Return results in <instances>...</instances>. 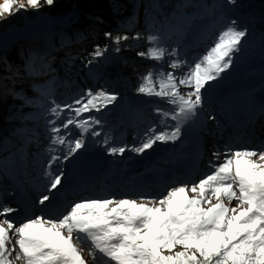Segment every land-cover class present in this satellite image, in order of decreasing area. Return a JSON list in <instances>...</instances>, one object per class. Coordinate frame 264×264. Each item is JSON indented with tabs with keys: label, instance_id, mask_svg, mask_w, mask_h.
<instances>
[{
	"label": "snow or ice",
	"instance_id": "snow-or-ice-1",
	"mask_svg": "<svg viewBox=\"0 0 264 264\" xmlns=\"http://www.w3.org/2000/svg\"><path fill=\"white\" fill-rule=\"evenodd\" d=\"M44 2L53 4V0ZM234 2L227 0L229 4ZM13 3L14 0H5L0 5V14L9 13ZM27 4L38 8L40 0H27ZM23 7L21 4L20 8ZM246 34V30L231 21L184 75L174 73L186 62L173 60L169 64L173 71L158 74L149 71L143 76L138 93L166 98L165 102L173 105V111L157 109V113L176 124L171 132L156 133L149 129L152 134L128 150L144 153L156 141L179 139L181 124L199 114L202 89L230 68ZM105 35L111 37V33ZM121 39L127 37H116L114 42L119 44ZM156 40L155 36L148 37L150 44ZM102 54L97 48L92 55L96 58ZM138 55L162 62L166 55L175 56L176 52L149 47L147 52ZM181 86L189 91L181 93ZM116 99V95L103 89L95 93L88 90L75 101L78 107L65 106L74 113L66 118L61 115L64 109L53 101L54 106L49 109V114L55 117L50 121L51 144L64 145L66 151L60 156L54 154L57 148H49L53 154L45 173L49 178L48 193L58 190L63 182V172H53V166L77 153L84 146L85 134L101 135L94 129L101 121L82 114L100 112ZM62 119L63 123L57 124ZM70 126L79 130V138H69ZM125 151V146L108 149L110 155H122ZM213 157L219 160L220 154L213 152ZM224 157L223 163L210 162L214 171L190 188L172 187L162 197L150 199L148 203L152 206L127 198L85 199L72 204L58 217L37 215L18 226L10 219L0 220V264H13L14 260L23 264H88L73 241L85 247L92 264H264V150L238 149L225 153ZM188 192L193 195L189 197ZM213 198L217 203H211ZM224 199L229 204L233 200L237 203L227 207ZM38 203L47 207L51 196L42 195ZM15 211L12 207L0 206V216L7 217ZM13 238L18 251L9 247ZM177 248L181 250L175 251Z\"/></svg>",
	"mask_w": 264,
	"mask_h": 264
},
{
	"label": "rangeland",
	"instance_id": "rangeland-1",
	"mask_svg": "<svg viewBox=\"0 0 264 264\" xmlns=\"http://www.w3.org/2000/svg\"><path fill=\"white\" fill-rule=\"evenodd\" d=\"M44 0H40V2ZM187 5H191L190 2ZM5 0H0V5H2ZM201 2V0H200ZM199 3V2H198ZM23 4L24 7L20 8V5ZM135 4L138 6L139 9L142 10L143 2L141 0H135ZM137 6H133L134 9L132 11V15L128 18L129 24L122 25L119 29L120 31H126L127 39H121V41H131L135 37L136 29L139 26L137 32L139 35L146 31L148 28L153 26L156 21V17H151L150 21H146L144 18L137 19L135 17V12L137 10ZM182 5H180L181 7ZM40 6H38L39 8ZM207 15L209 20L205 23L203 21L195 20L194 23L197 25L189 24L186 28L182 31H179L180 23L185 20V18L190 17L192 14L196 13L195 8H190L185 10V15L180 16L174 22L173 25L166 24L165 26H158L153 29L154 33L157 30L161 31V35L166 36V41L164 47H167L168 52H172L175 50L178 56H170L166 55L162 62H158V66L162 71H173L172 68L169 67V64L173 61H183L186 62L184 66L180 69L176 70L174 75L182 76L185 72L188 71L190 67H193L196 62L200 60V58L206 53V51L215 43L218 34L224 30L226 27L229 26L231 21L236 22V26L240 29H245L247 26H251L253 24L261 25L264 28V22H258L256 20H252L251 18L243 17L239 12L234 9L228 8L227 5L222 3L221 1L214 2L213 4L209 5ZM38 8H31L27 4V0H14L13 7L11 8L9 13L0 14V30H1V21L7 18H18L17 15L23 13L26 10H36ZM216 11H219V19L216 17ZM221 12V15H220ZM224 23V25L220 24ZM230 20V21H229ZM146 21V22H144ZM3 22H6L3 20ZM48 23L42 24L44 26ZM251 24V25H250ZM178 26L177 29L175 27ZM27 29L25 25L17 28V35L24 36L23 32ZM35 27H33L29 23V34L34 31ZM41 29V28H39ZM118 29V30H119ZM264 29L257 30V32H261ZM116 33L118 31H115ZM116 37H124L122 35L115 34ZM14 34L10 35L9 38L0 41V48H6L11 42L16 40ZM115 37V38H116ZM139 39V36L136 40ZM181 39L183 40L184 45L180 44L178 46V41ZM143 39H139L135 43H138L141 46H144ZM142 41V42H141ZM145 41V40H144ZM72 42H65L63 45V53L64 58L63 61L66 64H71V59L73 57L72 53L85 51V45H77L74 49H70V43ZM188 42V43H186ZM116 52L120 54V57H123L125 53L126 45L123 44H116ZM182 45V46H181ZM173 46V50L171 51V47ZM247 41L242 42L240 46L241 49H246L247 53H237L233 57V63L229 69L225 70L224 73L221 74L220 77L217 78L215 81L209 82L206 85L205 89H202L203 92V102L201 108L198 112H201L204 107H208L209 105H214L218 103L219 100H224L227 104L230 102V87L235 85H243L240 81H245V86L247 89H251L255 91L260 98L264 95V60H259V56L263 52V47L260 48L259 51H254L256 48ZM46 49L49 47H45ZM119 48V50H117ZM132 48H129V51ZM52 50V51H51ZM141 51V50H140ZM142 52V51H141ZM254 53V54H253ZM59 54L58 49H49L48 51L44 52L38 56L34 62L33 59H26L22 61V64L25 65L24 71L25 73L21 72L20 69H14V80L11 84L13 86L5 87L10 91L12 95L19 96L24 95V93L20 90V81L22 84L26 82H35L43 77L50 76L52 74H57L59 71H63L65 73V66L61 64V66L56 70H47L41 71V68L46 63H52L57 55ZM246 55H251V60L246 58ZM137 56H134L136 58ZM258 57V58H257ZM126 59H129L126 56ZM49 61V62H48ZM133 63H137L136 60H131ZM34 62L32 64H29ZM42 65V66H41ZM67 67V65H66ZM59 70V71H58ZM88 72V73H86ZM117 78L109 77L106 78V74H103V71L100 69L93 68H84L83 73L84 77L91 83L94 88H92V92H97L99 88H103L105 86L104 81L107 80L110 83H116L123 80L121 76L123 70L118 69ZM24 76V78L22 77ZM110 79V80H109ZM54 76H51L50 85L52 88L57 89L59 91L64 90L66 87V78L62 79L61 82L55 83ZM74 81V80H73ZM102 83V84H101ZM105 89L116 90L117 87L106 85ZM181 93H185L189 91V89L184 88L181 86L179 88ZM111 91H107V93L111 94ZM86 102V99L85 101ZM46 103H39L32 107L31 110H26L27 107L21 109L22 107L17 106L15 110H11L12 107L6 108V112L4 115H0V160L3 161H10L14 162L16 159L21 160V164L29 165V168L32 166L35 167L34 174H40L46 182H49V178L45 175V173L49 170V160L50 156L53 153L49 152L50 147L57 148V152L54 153L56 155L62 156L65 151L66 147L64 145H52L51 144V137L52 133L49 131L51 124L50 121L55 119V117L49 114V109L54 106L51 104L49 106H45ZM74 106L75 101L70 104ZM139 109H135L133 107H129V105H124V103L117 99L112 103L108 104L103 110L100 112L91 111L87 113H83V117L95 116L97 119L101 121L99 126H94L96 131H100L101 135L99 136H92L90 134H85L84 137V146L78 150L77 153L71 155L68 160L65 162L68 165L75 162L76 164L80 162V167L92 165L94 166V160H97V165L103 166L101 168L102 172H105L107 169L111 172L112 178H122V171L123 174L127 173L126 178L129 180V184L123 188V191L118 190L115 199H124L127 198L129 193L134 192L136 185L134 182L141 185L140 191L136 192L140 193L139 199L142 201L141 203L148 204L149 200L152 198H159V197H148L146 193H148V189L152 188L153 185L151 184V180L154 178H160V181L167 178V175L170 174L171 171L175 172V169H170L169 165L176 166L177 169H182L181 163H188L186 162V158L190 157L194 154V150L191 147V139L187 137V131L191 124V121L188 120L181 124V134L179 139H177L172 145H169L170 142H160L156 141L151 149L145 150L144 153H136L130 151L133 146H139L147 137V135H151L152 133L149 132V129H154L156 133L160 132H171L174 130V125L176 124L175 121H171L169 118H160V114L152 111L150 108L152 107H160L162 108H173V105L168 103L161 102L159 100L152 102L151 104L145 105L140 104ZM126 106V108H124ZM5 109V108H4ZM64 111L62 112V117L66 118L68 115H74V113H70L69 110L65 107L63 108ZM126 109H132L129 112V115L125 114ZM1 111V109H0ZM173 111V109H172ZM171 112V111H170ZM47 115L48 118H45ZM50 116V117H49ZM194 118V117H193ZM192 118V119H193ZM79 119V118H78ZM9 120V121H8ZM18 120H23V132L19 133V138L17 137L14 140H11L13 131L11 130L14 126L12 124L17 123ZM163 120L162 122H160ZM63 119L57 121V124H62ZM154 125H157L154 128ZM72 134L69 137L70 139L79 138V130L75 129L73 126ZM68 135L67 132L64 133ZM108 140V143H105V140ZM12 141L7 142L4 146L5 141ZM118 146H125L126 151L121 154L110 155L108 149L110 147H118ZM59 153V154H57ZM114 158V159H113ZM85 159V160H84ZM118 159V160H117ZM107 160H113L112 162L108 163ZM58 164L54 165L52 171L54 172V168ZM188 165V164H187ZM161 168L165 172H160ZM67 172L73 171L72 169H66ZM207 171V170H205ZM201 173V171L199 170ZM148 179H146V177ZM125 178V179H126ZM168 180V179H167ZM148 182V183H147ZM150 182V183H149ZM169 181H166V183ZM194 183H190L191 186ZM161 186V184H159ZM187 186L189 184H186ZM182 186V185H181ZM157 189V187H156ZM130 190V191H126ZM171 190V189H170ZM123 192V194H121ZM193 195V194H192ZM191 195V196H192ZM161 197V196H160ZM213 204V202L211 201ZM149 206V205H148ZM208 205H205L207 207ZM40 212H38V215ZM10 247H12L10 245ZM79 249V247H77ZM15 264V261H13Z\"/></svg>",
	"mask_w": 264,
	"mask_h": 264
},
{
	"label": "trees",
	"instance_id": "trees-1",
	"mask_svg": "<svg viewBox=\"0 0 264 264\" xmlns=\"http://www.w3.org/2000/svg\"><path fill=\"white\" fill-rule=\"evenodd\" d=\"M142 10L139 9L135 4V0H53L52 5H48L41 1L39 8L36 10H26L23 13L17 15L18 18H7L3 19L6 22L1 21L0 30V41L9 38L10 35L14 34L16 40L11 42L6 48L0 49V115H4L6 108L12 107L11 110H15L17 106L24 109L27 107V111L31 110L32 107L39 103H46L45 106L58 104L61 108H65L66 105L72 104L77 99L85 96L88 90L94 88L90 82L84 77V68H93L98 71L101 69L103 74H106V78L114 77L117 78L118 69L123 70L121 76L123 80L116 83H110L105 80L104 84L109 86L117 87L116 90L103 89L105 92L111 91V94L121 100L124 105H129L128 108L133 107L135 109L140 108V104H151L154 101L164 102L166 98L162 99L156 96H147L138 93V87L143 83L142 77L145 76L149 71L154 74H158L162 71L158 66V62L152 59H148L138 55V53L147 52L149 47L165 48L166 36L161 35V29L154 33L153 29L158 26H165L166 24L173 25L178 17L184 16L185 10L195 8L196 13L190 17L185 18L180 23L179 31H182L189 24L197 25L194 23L195 20L203 21L205 23L209 20L207 15L209 5L214 2L221 1L228 8L234 9L239 12L245 18H251L258 22H264V0H235L234 3L229 4L227 0H190L191 5H187V0H141ZM199 2V3H198ZM137 6V10L133 12L137 19L144 18L146 21H150L151 17H156L155 24L142 32L140 35L137 32L131 41H121L126 45L125 53L123 57L116 52L117 43L114 42L116 35L127 36L126 31H120L122 25L129 24L128 18L132 15L134 9L133 6ZM180 5H182L180 7ZM216 17L219 19V11H216ZM221 15V12H220ZM144 21V22H146ZM230 21V20H229ZM29 23L35 27L34 31L29 34ZM48 23L44 26L42 24ZM224 25V23H221ZM25 25L27 29L23 32L24 36L17 35L18 26ZM248 25V24H247ZM244 25L246 28V37L243 42L249 41L256 50L259 51L264 46V30L257 32V30L264 29L260 25L253 24L251 26ZM41 28V29H39ZM178 26L175 27L177 29ZM119 29V30H118ZM115 31H118L117 33ZM106 33H111V37L106 36ZM13 36V37H14ZM143 39L144 46L135 43L136 38ZM149 36L157 37L154 44H150L148 41ZM145 40V41H144ZM70 43V49H74L77 45H85V48L80 52L72 53L71 64H66L63 61V45L65 42ZM141 41V42H142ZM49 48H45V47ZM132 48L129 51V48ZM99 48L102 51V55L93 58V53ZM264 48V47H263ZM49 49H58L59 54L54 57L55 60L51 63H46L41 71L56 70L61 64H64L65 73L61 70L57 74L43 77L35 82H26L22 84L20 81V90L24 95L18 98L15 95L9 93L8 88L5 87L13 86L12 82L16 80L13 76L14 69H20L21 72L25 73V69L22 61L26 59H33L34 62L38 56L44 54ZM141 50V51H140ZM52 51V50H51ZM176 52V51H175ZM238 53H247L246 49H241ZM253 53V54H254ZM176 55L177 52H176ZM128 56L129 59H126ZM134 56H137L134 58ZM251 55H246L248 60H251ZM258 58V57H257ZM259 60H264V49L262 54L259 56ZM134 59L137 63H133L131 60ZM92 62L89 64L88 61ZM31 62L29 64H32ZM49 62V61H48ZM67 65V67H66ZM42 66V65H41ZM165 73L170 71H163ZM88 73V72H86ZM51 76H54V82L60 83L62 79L66 78V87L64 90H57L52 88L50 85ZM24 78V76H22ZM74 80V81H73ZM110 80V79H109ZM102 84V83H101ZM158 90V85L156 86ZM98 90V91H99ZM92 91V90H91ZM5 108V109H4ZM126 108V106L124 107ZM152 111L157 113V109L163 112L171 113L170 108L152 107ZM103 110V109H102ZM126 115L132 109L124 110ZM171 111V112H170ZM47 116V115H46ZM160 118H163L161 115ZM9 121V120H8ZM23 120L14 122V126L11 130L13 131L12 136L14 140L19 138V133L23 132ZM161 120L160 122H162ZM173 121V120H171ZM157 125H154V128ZM7 142L5 141L4 146ZM181 249L177 248L175 251Z\"/></svg>",
	"mask_w": 264,
	"mask_h": 264
},
{
	"label": "bare ground",
	"instance_id": "bare-ground-1",
	"mask_svg": "<svg viewBox=\"0 0 264 264\" xmlns=\"http://www.w3.org/2000/svg\"><path fill=\"white\" fill-rule=\"evenodd\" d=\"M247 93H252V92H250L247 88H246V86L245 85H235V86H232V87H230V95H229V98H230V96H233V98H237V99H240L241 100V105H239V108H242V107H244L246 104V107L245 108H249V109H252L253 108V106L256 104V101H257V99L256 98H252L251 96H250V94H247ZM258 102H262L260 99H258ZM263 104V103H262ZM209 106H211V105H209ZM50 117V116H49ZM223 144V143H222ZM194 148H195V151H196V153L200 156L201 155V151L199 152V150L197 149V142L194 144ZM255 150H263V149H255ZM203 156V155H202ZM194 157V155H191L190 157H187L186 158V160L188 161V160H190V158H193ZM209 157V156H208ZM208 157H206V159H208ZM223 157V155L221 156V158ZM205 159V157L203 156V159L202 160H204ZM255 160H256V162L257 163H260V161L257 159V158H254ZM215 160H211V163H214L215 164ZM221 163V162H220ZM201 162L199 163V164H197V165H193V164H190L188 167H187V170H193L192 172H194V170L195 171H198V169H201L202 167H201ZM14 165H16V164H14ZM208 165V164H207ZM81 167H82V165H81ZM169 167H170V169H172V168H174L175 169V172H173V171H171L170 172V174H171V176L170 177H172V178H177V180H178V182L177 183H175V184H172L169 188H168V190H170L172 187H176V186H181V184H178V183H182V182H185V181H183V180H181V178H180V176H179V174H182L181 172H180V170L179 169H177V167L176 166H173V165H169ZM206 168V167H205ZM66 169H68V166H64V167H62V168H60V167H56L55 168V171H59V172H66ZM15 171L17 172V174L18 173H22V172H24L19 166H16L15 167ZM213 171V169L211 168V169H207V173H206V175L207 174H209V173H211ZM160 172L162 173V172H165L164 170H163V168H161V170H160ZM205 175V176H206ZM205 176H203V177H198L196 180H200V179H202V178H204ZM148 177L149 176H147L146 177V179H148ZM179 178V179H178ZM196 180H194L193 182H195ZM192 182V183H193ZM148 183V182H147ZM161 182H159V184H160ZM134 184L136 185V188L134 189V190H131V191H134V192H131V193H129L128 195V197H127V199H136L137 200V202L138 203H141L142 201L139 199V195H140V193H137V194H135L136 192H139L140 191V187H141V185L140 184H138V183H136V182H134ZM126 185H123V187L122 188H120V190L121 191H123V188L125 187ZM183 186V185H182ZM188 187L190 188L191 187V184L189 183V185H188ZM167 190V191H168ZM126 191H130V190H126ZM167 191H165L164 192V194L163 195H165L166 194V192ZM35 192H38V191H35ZM116 192V191H115ZM153 193V192H152ZM121 194H123V193H121ZM45 195V194H44ZM162 195V196H163ZM188 195H189V197H191V195H192V193L191 192H188ZM113 196H116V194H114V195H111V197H113ZM160 198V197H159ZM212 202H213V204H215V203H217V201L215 200V198H213L212 200H211ZM224 204H225V206H227V207H232V206H235V204L237 203L235 200H233L232 202H231V204H229V202L227 201V199H224ZM148 205L149 206H152V204H149L148 203ZM34 214H38V212H36V210H34L33 212H32V214L29 216V217H23V218H20V219H17V220H14V219H10V218H7V219H10V220H12V221H14L15 222V224H16V226H18L20 223H23V222H26L28 219H30V218H33L34 216ZM40 216H44L43 214H39ZM50 216H52V217H58V216H60V215H50ZM6 217H3V216H0V220H3V219H5ZM5 227H6V225H5ZM16 238H18V237H16ZM16 238H13V240L11 241V243H10V245L12 246V247H15L16 248V250L18 251V245H16L15 244V239ZM77 243V244H80V243H78V242H76V241H73V243ZM10 245H9V247H10ZM83 248H82V251H81V255H82V257L86 260V261H88V264H92V260H91V258L89 257V255H88V252H87V250H85V247L84 246H82ZM11 248V247H10ZM13 255H15V253H13ZM15 261V260H14ZM15 264H23V262L22 261H15Z\"/></svg>",
	"mask_w": 264,
	"mask_h": 264
},
{
	"label": "water",
	"instance_id": "water-1",
	"mask_svg": "<svg viewBox=\"0 0 264 264\" xmlns=\"http://www.w3.org/2000/svg\"><path fill=\"white\" fill-rule=\"evenodd\" d=\"M1 49V48H0ZM241 84H245V81H240Z\"/></svg>",
	"mask_w": 264,
	"mask_h": 264
}]
</instances>
